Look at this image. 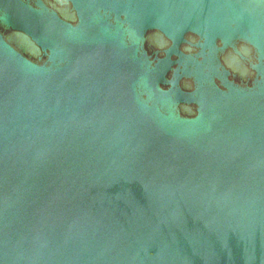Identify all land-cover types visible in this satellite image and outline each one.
<instances>
[{
	"label": "water",
	"instance_id": "water-1",
	"mask_svg": "<svg viewBox=\"0 0 264 264\" xmlns=\"http://www.w3.org/2000/svg\"><path fill=\"white\" fill-rule=\"evenodd\" d=\"M0 264H264V0H0Z\"/></svg>",
	"mask_w": 264,
	"mask_h": 264
}]
</instances>
